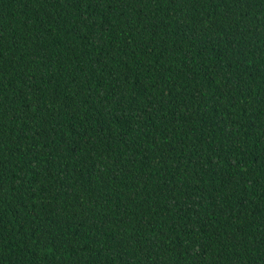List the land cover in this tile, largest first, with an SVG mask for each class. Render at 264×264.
<instances>
[{
  "label": "trees",
  "instance_id": "obj_1",
  "mask_svg": "<svg viewBox=\"0 0 264 264\" xmlns=\"http://www.w3.org/2000/svg\"><path fill=\"white\" fill-rule=\"evenodd\" d=\"M0 264H264V0H0Z\"/></svg>",
  "mask_w": 264,
  "mask_h": 264
}]
</instances>
